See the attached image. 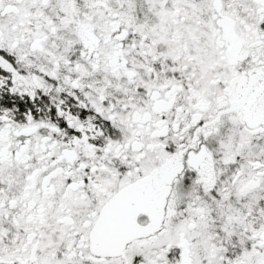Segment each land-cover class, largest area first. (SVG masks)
I'll return each instance as SVG.
<instances>
[{
    "label": "snow or ice",
    "instance_id": "6c2138e0",
    "mask_svg": "<svg viewBox=\"0 0 264 264\" xmlns=\"http://www.w3.org/2000/svg\"><path fill=\"white\" fill-rule=\"evenodd\" d=\"M0 264H264V0H0Z\"/></svg>",
    "mask_w": 264,
    "mask_h": 264
}]
</instances>
